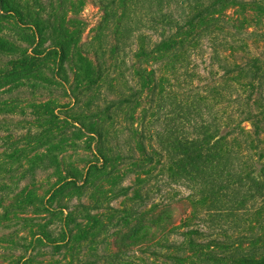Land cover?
<instances>
[{"label":"rangeland","instance_id":"rangeland-1","mask_svg":"<svg viewBox=\"0 0 264 264\" xmlns=\"http://www.w3.org/2000/svg\"><path fill=\"white\" fill-rule=\"evenodd\" d=\"M51 1L56 0H41L46 5ZM52 8L47 11L57 17L59 24L72 19L70 29L75 32L72 43L92 42L89 47L93 46L99 56L104 33L112 45H121L115 53H108L107 61L116 78L111 83L113 88H108L106 79H102L99 86L80 96L79 106L55 111L60 129L74 121L79 128L61 142L59 137L51 139L57 151L53 152L54 156L61 163L59 169L38 171L39 186L32 189L31 194L26 190L20 194V188L25 185L21 183L5 198V204L20 200L25 217H37L24 221L11 214L10 220L0 225V243L7 248L0 252V264H13L19 257L24 258L23 264H245L242 259L252 244L235 243L238 249L234 252L228 240L234 233L252 231L257 237L264 233L261 222L264 203L259 193L254 187L249 190L245 187L236 212L239 215L262 210L261 213L252 217L244 215L234 222L227 217L229 210L224 208L228 206L230 195L242 189L214 191L201 197L197 178L209 179L213 164H200L199 170L206 169L201 175L182 167L178 169L171 152L177 151L179 131L169 135L163 144L156 133L168 128L163 118H174L175 122L182 123L189 117L191 122H185L181 128L194 135L199 117L210 119L209 113L214 114L211 94L214 87L221 89L232 78L235 82H230L229 86L242 90L240 71L227 77L219 72L222 78H218L212 72L217 66L210 64L208 52L202 58L195 55L190 61L181 62L183 68L174 61L148 63L147 28L139 39L128 40L116 26L126 21L124 14L130 17V7L123 14L116 12L113 30L108 32L102 31L105 25L100 27L103 10L98 0H61V5L55 4ZM72 10L76 14L72 15ZM226 14L237 17L242 32L239 37L244 41L234 49L230 44L220 45V55L228 66L240 70L248 59L264 51L259 37L264 33V7H228ZM223 32L236 31L223 29ZM203 45H207V41ZM56 59L59 60L54 55L52 63H56ZM74 61L77 62L76 58L71 61L70 56L66 58L58 78H74L70 70ZM85 69L80 79L74 81L80 88L90 84V72ZM182 69L189 71L190 76L179 74ZM56 88L59 90L51 97L60 103L64 96L60 87ZM202 97L205 100L200 104L205 108L201 109L197 99ZM112 99L116 101L115 107L107 111L105 105ZM254 99H258L257 93ZM257 105L261 106V102ZM256 107L253 105V109ZM225 115L229 112L223 107L217 117ZM19 120L28 121L29 117ZM226 123L219 126V135L230 129ZM100 127L106 134L101 146L98 137L90 133ZM241 127L251 131L250 123H243ZM97 147L106 154L107 162L102 163L91 154ZM253 161L252 177L259 174L263 163L256 156ZM70 165L79 177L78 183H69L49 196L45 189L59 177L70 181L68 174H62ZM81 173L84 179L86 177L83 185ZM245 186L250 187V183ZM46 199L48 210L42 211L44 205L38 201ZM233 226L237 228L232 230ZM35 233L40 236L33 240ZM21 238L27 243L34 241L32 247L13 252L12 242L19 244ZM259 241H255L256 246Z\"/></svg>","mask_w":264,"mask_h":264},{"label":"trees","instance_id":"trees-1","mask_svg":"<svg viewBox=\"0 0 264 264\" xmlns=\"http://www.w3.org/2000/svg\"><path fill=\"white\" fill-rule=\"evenodd\" d=\"M98 3L103 10L100 24V27L105 25L103 32L113 30L111 26L114 24L116 12L123 14L130 7V17L126 18L124 14L122 17L126 21L123 24L117 23L116 26L128 40L139 39L147 28L148 63L174 61L179 68H183L181 62L186 59L190 61L195 55L202 58L208 52L210 64L217 66V70L212 72L218 78L240 71L242 90L229 86L230 82H235L231 77L221 89L219 86L217 89L214 87L211 92L215 103L214 114L209 113L210 119L199 117L198 130L195 128L197 131L194 135L181 128L185 122H191L189 117L182 123L175 122L174 118H163L164 125L168 128L156 130V133L163 144L169 135L179 131L176 135L177 151L171 152L172 159L176 158L173 163L178 169L182 167L192 170L193 174L201 175L206 169L199 170L200 164H213L209 169V179L197 178L201 197L214 191L224 192L235 187L242 189L232 193L227 200L228 206L224 210H229V219L235 222L244 215L252 217L260 214L264 206L262 210L246 211L239 215L236 207L241 203L240 195L246 191L245 187L248 190L254 187L264 203V51L259 56L248 59L240 70H234L220 55V45L230 44V48L234 49L240 47L244 41L239 37L242 32L237 17L227 15L226 9L248 5L264 7V0H98ZM55 4L61 5V0L51 1L48 5L41 0H0V225L10 220L11 214L24 221L37 217H25V213L21 211L20 200L10 201L8 204L4 202L8 194L19 188L21 183L25 185L20 188V194L25 190L31 194L30 191L39 186L36 181L38 171L45 172L49 168L61 167L60 160L54 156L53 152L57 151L51 139L59 137L61 142L68 135L74 134L79 127L74 121L60 129L57 122L59 117L55 111L79 106L80 96L84 97L85 93L99 86L102 79H106L108 88H113L111 83L116 78L115 71L110 70L107 61L108 53H115L121 45H112L104 33L101 35L103 47L99 56L93 46L92 49L89 47L92 42L85 41L83 45L77 41L72 43V35L75 34L70 29L72 19H66L59 24L57 17L47 11L52 6L54 8ZM71 13L76 14L74 10ZM223 29H234L236 32L225 33ZM248 35L253 36V33ZM259 37L264 47V33ZM205 41L207 45H203ZM54 55L59 59H56V63L51 61ZM68 56L70 61L74 58L77 61L70 65L74 78L61 80L58 75ZM84 67L90 72L91 80L89 85L80 88L74 81L80 79L81 73L85 72ZM219 72H222V76ZM180 73L184 77L190 76L189 71L185 72L184 69ZM57 86L64 96L60 103L51 97L59 90ZM256 93L258 99H254ZM197 100L199 107L205 108L200 104L205 98ZM259 101L261 106L257 105ZM115 103L114 99L108 101L105 109L111 110ZM253 105L257 106L256 109H253ZM223 107L228 110L229 115L217 117ZM25 117H29V120H19ZM222 122H227L230 129L219 135ZM246 122L250 123L251 131L241 127ZM101 130L100 127L90 132L98 137L99 146L105 141L103 135H106ZM252 150L257 153H252ZM90 152L98 161L107 162L108 158L100 147ZM254 156L263 163L258 170L259 174L252 177L251 173L255 169ZM196 164L198 166L195 168ZM89 165L93 166L91 162ZM63 173L70 176V181L59 177L45 189L49 196L69 183H78L79 177L71 165ZM80 178L83 185L86 177L84 179V174L81 173ZM249 183L250 187L245 186ZM47 201L48 199L38 201L44 205L42 211L48 210ZM261 216V222L264 223V211ZM236 228L233 226L232 230ZM38 236L40 234H33V240ZM256 240H260L257 246ZM240 242L252 244L247 254H244L242 262L264 264V233L259 237L252 231L234 233L228 240L229 244L232 243L230 248L234 252L238 249V245L234 244ZM33 243L34 241L27 243L21 238L19 244L12 242L11 250H29ZM3 245L0 243V252L7 249ZM24 262V258L19 257L13 264Z\"/></svg>","mask_w":264,"mask_h":264}]
</instances>
